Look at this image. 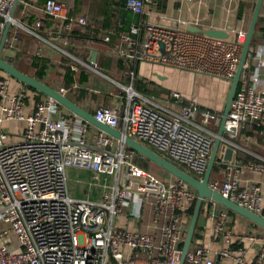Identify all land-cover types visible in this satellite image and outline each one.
<instances>
[{
    "label": "built area",
    "instance_id": "2783aa9c",
    "mask_svg": "<svg viewBox=\"0 0 264 264\" xmlns=\"http://www.w3.org/2000/svg\"><path fill=\"white\" fill-rule=\"evenodd\" d=\"M15 4L16 0H0V40L9 27L4 39L8 49L16 39L12 28L36 34L15 20ZM150 4H154L152 0H126L127 8L138 15ZM42 11L55 19H68L64 4L54 0H46ZM77 22L85 25L84 18ZM129 31L122 36L124 44L115 50L117 55L228 83L246 37L245 31L238 32L235 40L210 37L199 28L190 30L184 22L169 27L148 21L130 26ZM261 67L257 55L243 66L227 116L226 128L231 133L224 135L218 153L223 178L208 185L264 217L260 188L241 187L238 178L241 168L264 172V157L256 155L257 162L247 165L223 157V146L233 152L242 149L233 139L247 123L254 122L258 136L264 138ZM134 76L129 72L130 84L122 86L125 104L101 106L93 114L95 119L201 180L220 123L218 115L202 110L196 97L184 100L176 91L170 93L176 107L162 108L134 90ZM58 107L54 99L43 96L25 114L24 91L9 95L7 79L0 76V222L8 225L21 248L9 251L2 241L8 230L0 231V264H178L196 191L179 179H165L141 167L135 161L138 154L122 141L73 114L59 116ZM5 121L25 123L19 142L4 143ZM68 168L106 174L112 183L98 201L75 199L68 193ZM144 204L151 208L155 234L119 227L117 220L122 216L138 222ZM204 204H210L206 213L215 220L212 240L225 246L219 257L246 264L245 249L234 245L240 238L232 233L226 210L215 214V202L207 199ZM256 239L260 243L252 264H264V237ZM184 264L219 263L207 247L193 241Z\"/></svg>",
    "mask_w": 264,
    "mask_h": 264
},
{
    "label": "crops",
    "instance_id": "0c3cea01",
    "mask_svg": "<svg viewBox=\"0 0 264 264\" xmlns=\"http://www.w3.org/2000/svg\"><path fill=\"white\" fill-rule=\"evenodd\" d=\"M45 1L19 0L14 7L15 20L26 28L33 29L36 34L17 27L11 29L12 32L18 33L12 47H9L15 51L12 65L28 76L60 91L77 106L92 114L101 106H113L118 102L125 104L126 91L122 86L130 84L129 72L135 75L134 90L162 108L176 107L170 98L171 91H176L184 100L197 97L202 110L219 111L218 104L221 103L224 91L217 92L214 86L207 84L210 81L218 82L216 79L160 65L130 61L117 55L115 50L123 46L122 36L130 34V26H142L148 21L169 27L184 22L189 24L190 28H199L203 31L217 30L226 35L223 39L235 40L238 32H247L256 2V0H152L154 4L147 5L146 12L138 15L127 8L126 0H54L64 4L66 8L68 19L63 21L42 11ZM79 18H84L85 25L77 22ZM142 35L143 31L140 36ZM132 37L136 38L133 35ZM252 40L254 43L246 62L249 63L253 55L260 57L262 67L258 74L264 79L263 6L258 14ZM2 76L7 79L9 95L24 91V113L32 112L37 102V94L7 74L3 73ZM181 78L192 79L190 84L193 86L192 92H187L189 90H186L185 84L179 82ZM220 83L224 89L226 87L229 89L230 83L225 81ZM262 88L261 85L258 90ZM197 90L205 98L200 99L195 94ZM213 96L216 100L211 99ZM57 113L61 116L70 112L59 106ZM2 128L5 133L4 143H16L21 140L25 123L5 121ZM256 134L254 130L251 132L249 126L243 125L239 128L234 144L243 150H234L232 159L247 165L257 162L256 155L264 157V138ZM227 147L223 146L224 149ZM137 158L142 159L139 155ZM66 173L68 193L75 199L98 201L103 191L112 183V178L106 174L74 168H68ZM159 175L165 179L174 178L165 174ZM238 178L241 187L260 188L261 209L264 214V172L241 168ZM223 210L225 209L216 204L214 213L218 214ZM206 212L202 215L205 217V224L202 228L196 229L193 241L207 247L210 256L219 264H232L231 259L219 257V252L225 246L212 240L215 220L208 218ZM227 215L232 233L240 238L234 245L245 249V263L252 264L260 243L256 238L264 237V230L235 213L231 215L227 212ZM117 223L119 227L146 234L157 232L152 226L151 208L148 204H144L142 218L138 222L122 216ZM2 230H8V225L4 222H0V231ZM2 241L7 244L9 251L21 250L16 237L9 230Z\"/></svg>",
    "mask_w": 264,
    "mask_h": 264
},
{
    "label": "water",
    "instance_id": "95a60500",
    "mask_svg": "<svg viewBox=\"0 0 264 264\" xmlns=\"http://www.w3.org/2000/svg\"><path fill=\"white\" fill-rule=\"evenodd\" d=\"M19 0H16V4ZM262 6V0H256L254 11L246 32L245 41L242 45L238 65L235 71V74L230 82L229 89L227 92V97L224 105V109L220 118V123L216 132V136L214 138V142L212 145L211 153L208 159L206 170L203 174L201 180L196 179L183 169L177 167L172 162H169L166 158L161 157L153 150L149 149L148 147L144 146L143 144L129 138L123 136L122 133L115 129L111 128L99 121H97L94 115L69 100L63 93L57 91L43 82L34 79L33 77L28 76L27 74L19 71L16 67L12 65L15 51L12 49H8L4 45V39L7 35L9 27L6 28L1 40H0V70L7 74L9 77L17 80L22 85L30 87L37 92L41 93L45 97H50L54 99L59 106L66 109L71 114L79 117L80 119L86 121L91 126L97 128L98 130L108 134L109 136L113 137L116 140L122 141L126 147L133 150L136 154H138L143 160L152 163L158 166L161 170L169 174L170 176L179 179L189 185L196 191L197 197L194 204V208L192 211V215L189 219L187 228L185 230L184 239L181 245V254L179 258L178 264H184L186 255L190 249V246L193 243L194 235L196 229L202 228L205 224V217L201 215L202 206L205 200L209 199L218 204L219 206L223 207L226 210L232 211L235 214L245 218L249 222L259 226L264 230V217L259 214H256L252 211L245 209L244 207L238 205L237 203L222 197L217 192L213 191L209 187L210 177L215 164L218 163L219 157L218 153L222 146V139L224 138L225 134L231 133L228 128H226L227 123V116L229 112V108L231 102L233 100L234 94L237 90L239 79L241 76V72L243 70V66L246 62L249 50L252 46V37L253 32L255 30V26L257 23L258 14L260 8ZM192 31H197V28H190ZM204 33L210 37L215 38H225L226 35L221 33L217 30H208L204 31ZM160 48H163V45L160 44ZM92 62L93 59H92ZM255 144V143H254ZM257 145V144H255ZM233 155V150L230 147H227L224 152V160L230 161Z\"/></svg>",
    "mask_w": 264,
    "mask_h": 264
},
{
    "label": "trees",
    "instance_id": "16d2710c",
    "mask_svg": "<svg viewBox=\"0 0 264 264\" xmlns=\"http://www.w3.org/2000/svg\"><path fill=\"white\" fill-rule=\"evenodd\" d=\"M34 29H35V28H34ZM39 29H40V28H39ZM37 30H38V27L36 28V31H37ZM10 32H12V30H10ZM17 34H18V33H16V38H17ZM253 43H254V40H252V44H253ZM3 73H4V72H2V71L0 70V76H1V77H4V76H2ZM4 74H5V73H4ZM25 88L37 94V100H36L37 102L42 98L41 96H43V95H42L41 93L37 92L36 90H34V89L30 88V87H27V86H25ZM245 125L250 127L251 132H252L253 130H254V131H257V130H258V127H257V125H256L254 122H250V123H247V124H245ZM256 136H257V134H256ZM236 137H237V136H236ZM254 138H255V136H254ZM235 139H236V138H235ZM235 139H233V142H235V141H234ZM250 146H252V145H250ZM135 161H136L141 167L147 168V166H148V168L150 169V171H151L152 173H154V174H156V175L159 174L158 172H154V171H152V169H151V165H154V164L149 163V162H147V161H145V160H143V159H138V158H136ZM223 169H224V168H223V165H222V164H220V163L215 164L214 167H213L212 173H211L210 181H212V180H217V179H216L217 176L219 177L218 180L222 179V178H223ZM165 175H168V174H165ZM158 176H160V175H158ZM169 176H170V175H169ZM195 201H196V200H195ZM195 201L193 202L192 207H191L190 209H188V216H189V217H191V215H192V211H193V208H194ZM217 205H218V204H217ZM209 207H210V204L206 205V204L203 203L202 210H201V215H203V214L205 213V211H207V208H209ZM220 207H221V206H220ZM221 208L224 209L223 207H221ZM225 210H226V209H225ZM226 211H227L229 214H231V215L234 214V212H232V211H229V210H226ZM252 224H253V223H252ZM253 225H255V224H253ZM194 238H195V235H194Z\"/></svg>",
    "mask_w": 264,
    "mask_h": 264
},
{
    "label": "rangeland",
    "instance_id": "374dc122",
    "mask_svg": "<svg viewBox=\"0 0 264 264\" xmlns=\"http://www.w3.org/2000/svg\"><path fill=\"white\" fill-rule=\"evenodd\" d=\"M183 71V70H182ZM182 74H184L183 72H181ZM216 81H218V82H214V81H210V82H208L207 84H209V85H212V86H214L215 88H216V91L217 92H219L220 90H223L224 91V94H223V96L221 97V103H219L218 104V107L220 108L219 109V111H213V112H215L217 115H218V117H219V119L221 118V115H222V112H223V109H224V105H225V101H226V97H227V92H228V87H226L225 89H224V87L222 86V84L220 83V81L221 80H217L216 79ZM179 82L180 83H182V85L183 84H185V86H186V90H189V91H187V92H192V85H190V84H192V79H190V80H188V78H181V79H179ZM186 82V83H185ZM222 82V81H221ZM187 84V85H186ZM201 92L200 91H195V94L200 98V99H203V98H205L202 94H200ZM197 98V97H196ZM198 99V98H197ZM211 99L212 100H216L215 98H214V96L213 97H211ZM198 101H199V99H198ZM212 104V103H211ZM151 169H152V171H154V172H158V173H160V174H167L166 172H164L163 170H161L158 166H156V165H151ZM159 175V174H158ZM169 175V174H168Z\"/></svg>",
    "mask_w": 264,
    "mask_h": 264
}]
</instances>
